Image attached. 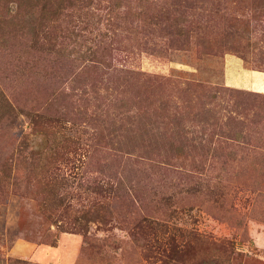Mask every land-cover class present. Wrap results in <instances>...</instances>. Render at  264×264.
Returning a JSON list of instances; mask_svg holds the SVG:
<instances>
[{
	"label": "rangeland",
	"instance_id": "obj_1",
	"mask_svg": "<svg viewBox=\"0 0 264 264\" xmlns=\"http://www.w3.org/2000/svg\"><path fill=\"white\" fill-rule=\"evenodd\" d=\"M0 264H264V0H0Z\"/></svg>",
	"mask_w": 264,
	"mask_h": 264
},
{
	"label": "trees",
	"instance_id": "obj_2",
	"mask_svg": "<svg viewBox=\"0 0 264 264\" xmlns=\"http://www.w3.org/2000/svg\"><path fill=\"white\" fill-rule=\"evenodd\" d=\"M30 26H32V25H30Z\"/></svg>",
	"mask_w": 264,
	"mask_h": 264
}]
</instances>
